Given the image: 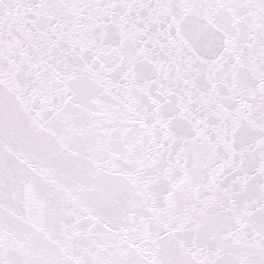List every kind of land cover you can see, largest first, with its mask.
I'll return each mask as SVG.
<instances>
[{
  "label": "snow or ice",
  "instance_id": "obj_1",
  "mask_svg": "<svg viewBox=\"0 0 264 264\" xmlns=\"http://www.w3.org/2000/svg\"><path fill=\"white\" fill-rule=\"evenodd\" d=\"M0 264H264V0H0Z\"/></svg>",
  "mask_w": 264,
  "mask_h": 264
}]
</instances>
